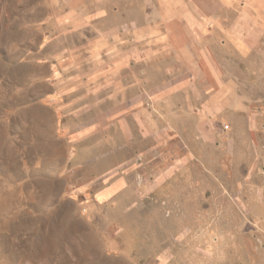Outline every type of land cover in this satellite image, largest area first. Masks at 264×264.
I'll return each mask as SVG.
<instances>
[{
  "label": "rangeland",
  "instance_id": "obj_1",
  "mask_svg": "<svg viewBox=\"0 0 264 264\" xmlns=\"http://www.w3.org/2000/svg\"><path fill=\"white\" fill-rule=\"evenodd\" d=\"M254 6L256 40L243 54L209 27L221 44L222 98L207 99L221 104L216 112L185 120L200 124L198 136L184 130L178 147L167 137L143 139L130 124L121 147L114 145L120 135L114 119L113 140H96L90 158L108 151L112 157L101 170L95 164L83 172L74 170V102L112 109L116 101H87L85 90L74 93V76L94 69L87 66L91 58H119L121 36H112L105 53L88 48L87 34L51 35L48 50H38L40 35L7 33L0 18V264H264V1ZM136 7L127 4V33L140 15ZM219 14L224 22L234 19L227 10ZM14 44L29 50H7ZM46 58H58V65L83 62L76 69L57 66L53 99L7 81L6 62ZM95 117L84 115L81 122ZM92 173L106 177L78 193ZM119 181L115 193L99 195Z\"/></svg>",
  "mask_w": 264,
  "mask_h": 264
},
{
  "label": "crops",
  "instance_id": "obj_2",
  "mask_svg": "<svg viewBox=\"0 0 264 264\" xmlns=\"http://www.w3.org/2000/svg\"><path fill=\"white\" fill-rule=\"evenodd\" d=\"M199 1L214 4L215 9L202 10L191 4ZM259 1L0 0V18L6 19L1 26L7 33L14 28L18 34L40 35L42 40L38 50H48L51 35L71 34L78 38L87 34L92 36L88 48L105 53L110 50L112 36H121L123 53L119 58H91L87 60V66L94 69L81 77L82 81L79 75L74 76V93L79 92V95L85 90L87 101L100 97L116 101V107L112 109L102 102L85 107L80 106L78 100L74 102V148H77L74 149V170L83 172L95 164L101 170L112 157V151H108L96 159L90 158L96 140H101L102 136L104 141L113 140L110 132L111 120L114 119H117L120 130L118 144L114 145L121 147L127 146L130 124L143 139L167 137L169 143L178 147L182 146L184 130L194 131L198 136L200 124L187 126L185 120L189 119L188 116L216 112L221 104L208 103L207 99L222 98V63L221 56L217 54L221 44L215 42L214 34L208 30L217 29L225 33L241 54L253 49L255 17L258 15L253 9ZM130 2L137 4L136 10H140V15L135 16L134 28L127 33V4ZM143 3H150V10H143ZM236 5L241 9L233 10ZM222 9L234 19L224 22L219 14ZM144 17L149 28H144ZM210 26L213 28L209 29ZM7 47V50H29L15 44ZM57 61L58 58L8 61L7 81L29 84L28 91L32 88L37 98L46 96L53 99L55 83L59 82L61 75L57 66H74L76 69L83 64L77 59L60 65ZM148 67L158 68V72H148ZM12 75L17 78L12 79ZM208 83L214 86L209 88ZM210 89L212 91L208 94ZM33 104L36 107V102ZM84 115L97 117L81 122ZM105 177L106 173L99 176L92 173L91 182L78 187V193L93 188ZM117 185L121 188L122 182L107 185L99 195L115 193L119 189L115 188Z\"/></svg>",
  "mask_w": 264,
  "mask_h": 264
}]
</instances>
